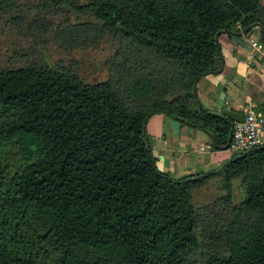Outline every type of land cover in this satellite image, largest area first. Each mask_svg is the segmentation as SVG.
Returning a JSON list of instances; mask_svg holds the SVG:
<instances>
[{"label": "trees", "instance_id": "obj_1", "mask_svg": "<svg viewBox=\"0 0 264 264\" xmlns=\"http://www.w3.org/2000/svg\"><path fill=\"white\" fill-rule=\"evenodd\" d=\"M42 7L91 15L125 46L95 83L59 67L0 71V264H264V146L176 179L158 169L147 133L164 114L228 149L234 122L204 109L195 87L222 71V33L264 34L261 0ZM99 31L69 24L57 39L84 49ZM217 176L226 195L202 220L192 192ZM240 176L244 198L233 206ZM200 223L211 246L197 262Z\"/></svg>", "mask_w": 264, "mask_h": 264}, {"label": "rangeland", "instance_id": "obj_2", "mask_svg": "<svg viewBox=\"0 0 264 264\" xmlns=\"http://www.w3.org/2000/svg\"><path fill=\"white\" fill-rule=\"evenodd\" d=\"M89 0H79L85 4ZM44 0H0V71L28 65L38 67H59L65 69L87 83L107 80L110 76L109 64L125 44L113 37L108 30L100 27V22L91 15H83L66 8L50 12L43 8ZM264 7V0H261ZM45 24L40 25V24ZM87 24L96 28L102 38L88 48H69L57 39V33L67 25ZM233 153V152H232ZM234 156H239L234 154ZM233 157V156H232ZM217 176L192 192V205L197 213L203 212L221 201L226 191L220 186ZM231 204L238 205L244 198L242 177L235 178L230 186ZM204 224L196 229L200 248L197 262L206 256L211 243L204 236Z\"/></svg>", "mask_w": 264, "mask_h": 264}, {"label": "crops", "instance_id": "obj_3", "mask_svg": "<svg viewBox=\"0 0 264 264\" xmlns=\"http://www.w3.org/2000/svg\"><path fill=\"white\" fill-rule=\"evenodd\" d=\"M263 36L261 27L254 26L248 33H222L218 37L222 71L203 76L195 87L204 109L221 115L223 110L242 112L252 105L258 113L264 111V62L249 43V38L258 40L264 52ZM147 133L158 169L176 179L215 171L234 156L229 149L211 148L200 153L201 146L210 144L208 134L164 114L149 119Z\"/></svg>", "mask_w": 264, "mask_h": 264}, {"label": "built area", "instance_id": "obj_4", "mask_svg": "<svg viewBox=\"0 0 264 264\" xmlns=\"http://www.w3.org/2000/svg\"><path fill=\"white\" fill-rule=\"evenodd\" d=\"M252 51H258L264 62V52L258 40L249 38ZM253 58V52L250 53ZM244 122H234L228 149L234 154H244L255 148L264 146V111L258 113L252 105L243 108ZM212 148L211 144H206L199 148L200 153Z\"/></svg>", "mask_w": 264, "mask_h": 264}, {"label": "water", "instance_id": "obj_5", "mask_svg": "<svg viewBox=\"0 0 264 264\" xmlns=\"http://www.w3.org/2000/svg\"><path fill=\"white\" fill-rule=\"evenodd\" d=\"M226 88L223 89V92H225ZM221 115L225 118L230 119L233 122H244V114L239 111H232V110H223L221 112Z\"/></svg>", "mask_w": 264, "mask_h": 264}]
</instances>
